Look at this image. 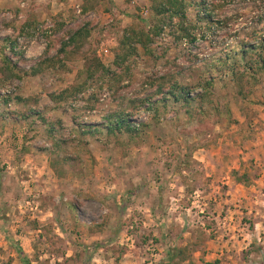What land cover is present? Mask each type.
I'll list each match as a JSON object with an SVG mask.
<instances>
[{
  "label": "rangeland",
  "instance_id": "obj_1",
  "mask_svg": "<svg viewBox=\"0 0 264 264\" xmlns=\"http://www.w3.org/2000/svg\"><path fill=\"white\" fill-rule=\"evenodd\" d=\"M85 1L0 0V46L20 69L30 72L47 57L67 66L0 83V94L13 96L10 106H0V264H264V77L246 101L232 85L215 89L230 122L211 117L201 125L169 113L135 139L103 134L79 144L69 135L79 112L53 109L45 93L76 84L83 60L57 51L70 33L90 25L83 52L111 65L123 30L149 20L153 0ZM97 1L82 14L84 3ZM186 1L192 19L203 3L213 12L212 26L199 24L206 39L172 47L158 62L140 50L130 82L119 84L114 97L105 92L85 121L144 95L152 75L190 66L196 55L207 58L213 47L264 29V0ZM27 20L37 28L21 33ZM19 96L38 98L31 105L62 121L69 143L57 147L39 123L13 118L26 109L14 102ZM174 249L185 254L172 258Z\"/></svg>",
  "mask_w": 264,
  "mask_h": 264
},
{
  "label": "trees",
  "instance_id": "obj_2",
  "mask_svg": "<svg viewBox=\"0 0 264 264\" xmlns=\"http://www.w3.org/2000/svg\"><path fill=\"white\" fill-rule=\"evenodd\" d=\"M85 3L81 7L83 15L94 11L101 2L97 1L96 5L89 6ZM192 6L186 0H153L150 19L139 21L123 30L114 51V61L109 66L99 59L95 51L83 52L91 36L90 25L70 33L67 39L63 40L57 51L59 56L66 59L71 56H81L83 67L77 73L76 84L61 91L45 93V97L53 105V109L62 110L66 114L72 111L79 112L73 116L74 128L69 131V135L77 138L79 144L83 139H94L103 134L108 137L126 134L131 139H135L167 121L169 113H173L177 121L183 115L188 123L198 121L201 125L211 117H217L218 124L222 119H228L229 122L232 120L231 110L227 104L220 105L215 89L221 84L232 85L237 89L234 95L236 98L242 101L249 98L255 86L260 84L264 77V29L256 28L241 39L236 38L230 44L213 47L216 51L207 58L196 55L190 60V62L195 61L190 66L177 64L174 72L162 76L152 75L146 80L147 89L141 97L123 98L118 102V106L105 112L99 121L88 122L84 119L98 112L101 97L105 92L114 97L119 84L130 82L128 76L132 73L140 50L144 51L145 56L158 62L172 47H187L206 39L204 35H199L201 29L199 24L212 26L213 12L206 3H203L193 11L195 17L192 19L190 17ZM36 24L35 20H27L22 26L21 33H26L28 29H36ZM217 25L219 26V23ZM58 26L63 29L64 24L59 23ZM167 40H170V43H166ZM154 45H159L160 48ZM9 46L13 54L15 42L10 43ZM7 49L0 46L2 85L6 84L4 80L13 82L16 79L37 76L47 68L56 66L67 68L61 59L54 60L47 57L30 72H25L13 62ZM182 49L189 51L188 48ZM85 95L88 97L86 98ZM12 100V95L0 94V106L4 104L10 106ZM14 102L26 109L13 111V118L23 121L32 119L34 124L39 123L57 147L69 143L62 121L53 120L52 117L46 116L41 108L31 105L39 104L38 98L31 100L19 96ZM80 103L84 106H78ZM142 113H147L149 116L144 121H141ZM62 162H68V159L58 161V163ZM56 164L52 163V168H55ZM184 254L183 249H174L169 256L174 258ZM187 258L186 255L178 260L184 261ZM169 261L165 264H170Z\"/></svg>",
  "mask_w": 264,
  "mask_h": 264
}]
</instances>
